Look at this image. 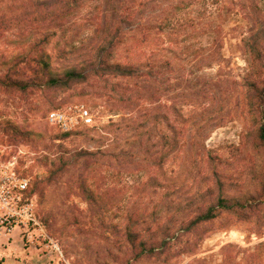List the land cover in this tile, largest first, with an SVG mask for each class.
Segmentation results:
<instances>
[{"label":"rangeland","instance_id":"rangeland-1","mask_svg":"<svg viewBox=\"0 0 264 264\" xmlns=\"http://www.w3.org/2000/svg\"><path fill=\"white\" fill-rule=\"evenodd\" d=\"M69 105L100 127H50ZM263 126L264 0H0V145L49 238L0 237V264H264Z\"/></svg>","mask_w":264,"mask_h":264},{"label":"built area","instance_id":"built-area-1","mask_svg":"<svg viewBox=\"0 0 264 264\" xmlns=\"http://www.w3.org/2000/svg\"><path fill=\"white\" fill-rule=\"evenodd\" d=\"M47 124L64 135L84 129L95 130L101 120L91 108L69 105L47 114ZM18 238L17 239V235ZM0 237L9 246L15 241L30 246L39 239L48 240L45 226L38 217V199L32 192L31 182L24 175L20 152L13 154L10 147L0 145ZM264 241V238L260 242ZM230 242H236L230 239ZM15 245V244H14ZM58 250L57 246L54 247Z\"/></svg>","mask_w":264,"mask_h":264},{"label":"trees","instance_id":"trees-1","mask_svg":"<svg viewBox=\"0 0 264 264\" xmlns=\"http://www.w3.org/2000/svg\"><path fill=\"white\" fill-rule=\"evenodd\" d=\"M247 47H248V52L250 54L249 63L251 64V66H253V64H256L257 62H259L261 60L260 53L258 52V45L255 41H250V43L247 44ZM38 67L40 69V73H42V74L43 73L44 74L49 73L50 74L51 80L47 81L46 83L50 86L56 87L58 85L59 81H58L57 77L54 75V73L52 72L51 64L49 63L48 58L46 59L45 57L42 56L40 58V61H38ZM113 67H115L118 70H120V68H122V66L119 64H116ZM121 76H129V74L124 72V74H121ZM78 77H81V74H79L76 70H70V71L66 72V74H65V79L67 82L74 81ZM6 84L9 88L16 89V90H19L21 92L23 90L22 83L13 82V81H11L10 78L7 79ZM24 90H25V88H24ZM56 109H58V108H56ZM62 135L63 136H71L70 134L69 135L62 134ZM259 139H260V141L264 147V126L260 130ZM172 150L173 149L168 148V150L165 152L166 154L161 155V160L165 159L167 156H169L172 153ZM81 156H89V154H82ZM93 156H95V154ZM76 163H77L76 161L71 160L70 158H61L60 165L58 167L56 166L55 174L53 175V177L54 178L57 177V179L59 180L70 168H75V165H77ZM70 180L71 179L69 178V179L63 180L62 182L64 184L70 186V189L72 188L73 185L75 188L78 184L79 185L78 189H81V187H84L86 191L90 190L91 185H89L85 179L80 180V178H79L78 182H71ZM32 192H33V188H32ZM40 193L44 194L45 189L40 190ZM222 204H224V203H222ZM214 212H215L214 208L210 209V211L204 216V219L209 220V219L215 218Z\"/></svg>","mask_w":264,"mask_h":264},{"label":"crops","instance_id":"crops-1","mask_svg":"<svg viewBox=\"0 0 264 264\" xmlns=\"http://www.w3.org/2000/svg\"><path fill=\"white\" fill-rule=\"evenodd\" d=\"M14 244H16V245H14ZM13 245L14 246H11L12 248H19L20 247V243H19V241H15V243H14ZM14 251H16L15 252V254H10V255H13L14 257H17V258H21L22 260H25L26 258H30V257H32V256H29L28 257V254H23V253H19V249H16V250H14ZM31 255H33V254H31ZM10 257V256H9Z\"/></svg>","mask_w":264,"mask_h":264}]
</instances>
